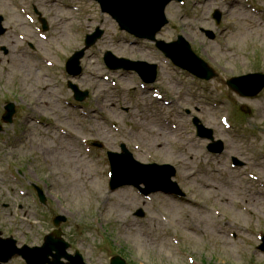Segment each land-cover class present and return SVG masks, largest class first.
<instances>
[{
  "label": "rangeland",
  "instance_id": "374dc122",
  "mask_svg": "<svg viewBox=\"0 0 264 264\" xmlns=\"http://www.w3.org/2000/svg\"><path fill=\"white\" fill-rule=\"evenodd\" d=\"M63 1H70L71 5L82 6L84 13L78 16L73 13L72 9L65 10L61 5ZM189 1L193 4L191 17L183 16L176 5L170 7L169 13L172 18L177 15L176 19L186 25V27L182 26L177 33L184 34L189 41L193 42L195 48L204 55L203 58L219 72L217 79L200 82L202 85H207L208 90L211 91L208 99L216 98L219 94L225 93V89L229 91L222 80L223 76H226L224 79H229L231 75L242 73L248 68V73H256L262 69L261 58L252 57L249 61L250 67L247 60L250 55L259 54L260 50L256 45L264 46V18L260 12H257L255 16L252 10L247 9L246 0H237L238 2L235 0ZM229 1L232 2L228 4ZM251 2L258 10H264V0H251ZM18 7L25 8L28 13L36 10L48 20V37L56 45V51L50 50L44 43L39 42L32 26L20 14ZM215 10L222 12L224 22L222 25L226 28L221 34L226 36L223 41L227 45L223 48L219 45L220 29H217L211 22V14ZM0 14L4 16V26L7 28L6 35L0 38V90L4 88L7 92L8 89L12 93L13 87H18L19 80L22 85L23 101L21 104L25 100V104L32 109L30 112L27 111L22 119L16 120L15 125H5L0 119V169H5V164L14 162L18 165L12 164L8 170L13 171L12 175L21 177L25 175L21 167L26 165L25 176L30 177L35 183H38L37 180L45 182L44 190L46 194L49 193L48 198L55 206L54 211L50 208H42L44 209L43 215L48 216V219L43 221L40 216L36 222V229L30 230L28 225L23 224L24 215H27L29 220H34L35 212L30 205V199L21 200L16 194L15 187L11 184L7 186L3 180L0 184L1 238L5 239L7 232H13L16 234L15 239L19 246L23 244L40 246L42 243L40 232L50 233L52 231L50 218L56 214H65L71 222V226L67 225L63 228L66 241L73 244L70 237L73 226L77 227V233L83 239L82 242L73 244V247L71 245L68 252L72 253V248H77L83 254L87 264H109V258L113 254L121 255L132 264H188L171 244L173 238H180L176 234L182 239L179 248L183 252H189L198 260L214 264L218 256L219 262L216 264H248L245 256H250L253 258L250 264H264V255L258 254L257 251L255 254L251 253V250L241 241V236L239 242H230L224 248V244L213 237L214 223L211 218L203 217L209 225L199 224L198 227L202 233L195 235L186 227L191 217L190 211L185 213L179 211L177 207L180 208V206L173 203L169 197L159 195L158 201L149 204L139 200L131 188H122L114 194L110 193L105 186V177L102 174L107 172V167L95 158L93 151L90 158H86L77 139L73 142H59L54 138L57 136L56 133L35 124L36 119L42 120L43 115L47 114L60 124L66 125L76 136H87L92 138V141L100 139L110 150L117 151L121 142H134L140 146L148 145L163 155L165 151L160 148L167 151L168 147L167 145L165 147L153 145L154 141L159 143L160 140L153 134L154 126H152L165 129L162 124L161 106L157 105L152 108L150 94L140 93L135 89L133 75L124 72H108L102 61L103 53L108 50L118 56H125L132 52V57L156 62L159 56L153 57L147 50L129 49L124 40L125 35L118 33L116 23L102 15L91 1L86 3L84 0H0ZM195 15L197 16L193 21L192 18ZM96 27L105 31L104 38L98 42L94 50L87 52L84 75L79 81L77 80L82 89L87 88L91 92L86 101L89 102L88 108L92 110L90 119L83 120L77 117L75 112L69 111L60 104L58 92L63 88L66 80L62 79L57 71L48 72L45 67H42L38 55L45 51L52 52L51 58L54 61L62 56L66 57L73 49L83 47V35L74 33V29L79 28L84 34ZM200 29L212 30L216 34V39L207 40ZM17 32L27 36L30 42L35 44L37 52L28 45L22 44L15 36ZM173 34L175 33L169 29L166 38L171 39ZM117 39L121 40V43L118 44L115 41ZM2 48H6L9 54L5 55L1 51ZM34 53L36 56H32ZM4 67L7 69L4 70ZM103 76L116 79L122 87L121 97L118 98L109 83L102 80ZM172 76L168 68L163 69L165 81L171 82ZM2 77L7 80L2 81ZM174 84L178 89L182 88L176 82ZM64 91L68 92L66 89ZM228 95L236 103L253 105L257 116L256 121L261 122L259 116H264V99L257 102H246L231 92H228ZM67 99H72V94L69 92ZM124 109L133 111L134 117L128 116L123 111ZM142 109L148 114L153 110L155 115L145 121L143 115H138ZM205 109L210 111L208 108ZM111 123L119 124L121 134H116L111 130ZM262 125L264 126V123ZM145 126H151L152 132H142ZM1 139H6L7 145H3ZM37 145L40 148H37ZM69 146V150L73 153L71 163L70 156L66 155L67 151H65ZM49 148L55 149L60 157L54 161V167H51L44 156L39 155L40 153L41 155L46 154V149ZM101 154L104 155L102 152ZM215 165L208 159L200 163L189 164V172L193 173L194 177L181 181L189 191V196L196 195L201 181L208 182L209 180L214 184L213 178H217L213 174ZM26 177L23 179L30 185ZM254 187L258 189L255 184ZM103 200L110 202L107 214L102 212L103 207L100 202ZM171 205H176V209H172ZM139 207L146 212L143 219L135 217V211ZM162 213L171 219V227H166L162 223ZM95 216L100 218L103 226L115 229V249L113 251L101 248L102 232L100 226L96 227L93 224ZM197 221L199 223V220ZM38 226L40 227L39 233H37ZM180 229L190 232L192 236L186 235ZM8 264H24V262L20 258H15Z\"/></svg>",
  "mask_w": 264,
  "mask_h": 264
},
{
  "label": "water",
  "instance_id": "95a60500",
  "mask_svg": "<svg viewBox=\"0 0 264 264\" xmlns=\"http://www.w3.org/2000/svg\"><path fill=\"white\" fill-rule=\"evenodd\" d=\"M100 3H104V4H108V1H106V0H98ZM125 1V0H124ZM127 1V0H126ZM135 10H137V9H135V8H133V7H131V6H127L125 9H123L122 11H124V12H128V13H131V12H135ZM111 11V10H110ZM126 23V22H125ZM126 26L128 25L129 26V24L128 23H126L125 24ZM95 40H93V42H94ZM83 54V52H81L80 53V56ZM60 256H58V258H59ZM57 258V259H58Z\"/></svg>",
  "mask_w": 264,
  "mask_h": 264
},
{
  "label": "bare ground",
  "instance_id": "6f19581e",
  "mask_svg": "<svg viewBox=\"0 0 264 264\" xmlns=\"http://www.w3.org/2000/svg\"><path fill=\"white\" fill-rule=\"evenodd\" d=\"M35 112H37V110L35 109ZM70 154V153H69ZM72 159H71V156H70V163H71ZM197 222L196 220V216L194 217V222H193V225L191 226L192 229H196V226H195V223Z\"/></svg>",
  "mask_w": 264,
  "mask_h": 264
}]
</instances>
